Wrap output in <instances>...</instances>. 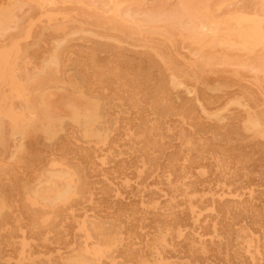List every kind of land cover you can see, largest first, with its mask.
<instances>
[{"label":"rangeland","instance_id":"1","mask_svg":"<svg viewBox=\"0 0 264 264\" xmlns=\"http://www.w3.org/2000/svg\"><path fill=\"white\" fill-rule=\"evenodd\" d=\"M262 6L0 0V264H264Z\"/></svg>","mask_w":264,"mask_h":264},{"label":"bare ground","instance_id":"2","mask_svg":"<svg viewBox=\"0 0 264 264\" xmlns=\"http://www.w3.org/2000/svg\"><path fill=\"white\" fill-rule=\"evenodd\" d=\"M261 5H262V4H261ZM249 6L252 7V4L249 5ZM243 7H244V6H243ZM262 7H264V6H262ZM255 8H259V7H255V6H254V9H255ZM260 8H261V7H260ZM251 9H252V8H251ZM254 9H252V10L254 11ZM261 9H264V8H261ZM261 9H260L259 11H261ZM255 11H256V10H255ZM255 11H254V12H255ZM257 11H258V10H257ZM257 11H256V12H257ZM117 12H119V11H117ZM238 12H239V11H238ZM261 12H263V10H262ZM261 12H260V13H261ZM243 13H244V12H243ZM258 13H259V12H258ZM120 15H121V14H120ZM209 15H210V14H209ZM213 15H214V14H213ZM257 15H259V14H257ZM262 15H263V14H262ZM129 17H130V16H129ZM191 17H193V16H191ZM194 17H195V16H194ZM201 17H202V16H201ZM176 18H177V17H176ZM187 18H188V17H187ZM198 18H200V17H198ZM204 18H206V15L204 16ZM214 18L217 19L218 17H217V18L214 17ZM147 19H149V18H147ZM189 19H191V18L189 17ZM215 19H214V20H215ZM218 19H219V18H218ZM152 20H153V19H152ZM181 20H182V19H181ZM181 20H180V21H181ZM199 20H200V19H199ZM148 21H149V20H148ZM153 21H154V20H153ZM172 21H173V20H172ZM175 21H176V20H174V22H175ZM210 21H211V20H210ZM227 21H228V20H227ZM150 22H152V21L150 20ZM169 22H170V20H169ZM182 22H183V20H182ZM195 22H196V21H195ZM201 22H202V21H201ZM223 22H224V20H223ZM228 22H229V21H228ZM148 23H149V22H148ZM148 23L146 22V24H148ZM178 23H179V22H177L176 24L178 25ZM180 23H181V22H180ZM203 23H205V22H203ZM208 23H209V22H208ZM211 23H212V22H211ZM171 24H172V23H171ZM173 24H174V23H173ZM181 24L184 25L183 23H181ZM223 24H225V23H223ZM227 24H228V23H227ZM230 24H232V23L230 22ZM194 25H195V24H194ZM194 25H193V27H194ZM199 25H200V23H199ZM207 25H208V24H207ZM213 25H214V24H213ZM219 25H220V22H219ZM175 26H176V25H175ZM179 26H180V25H179ZM184 26H186V25H184ZM229 26L232 27V25H229ZM262 26L264 27V25H262ZM198 27H199V26H198ZM198 27H195V28H198ZM200 27H201V26H200ZM219 27H220V26H219ZM223 27H224V26H223ZM230 27H229V28H230ZM116 28H117V27H116ZM116 28H115V29H116ZM180 28H181V27H180ZM190 28H191V27H190ZM190 28H189V29H190ZM201 28H202V29H201ZM201 28H200V29H201L202 31H203V29H205V28H203V27H201ZM208 28H209V27H208ZM211 28H212V27H211ZM211 28H210V29H211ZM112 29H113V28H112ZM119 29H121V28H118V29H116V30L118 31ZM122 29H123V28H122ZM183 29H184V28H183ZM189 29H187V30L190 31ZM206 29H207V28H206ZM212 29H213V28H212ZM217 29H218V28H217ZM123 30H124V29H123ZM181 30H182V29H181ZM185 30H186V29H185ZM187 30H186V31H187ZM207 30H209V29H207ZM207 30H206V31H207ZM219 30H220V29H219ZM113 31H114V30H113ZM119 31H120V30H119ZM121 31H122V30H121ZM121 31H120V32H121ZM143 31H144V30H143ZM147 31H148V30H147ZM172 31H173V30H172ZM188 31H187V32H188ZM192 31H193V29H192ZM192 31H191V32H192ZM199 31H200V30H199ZM204 31H205V30H204ZM263 31H264V30H263ZM181 32H182V31H181ZM191 32H190V33H191ZM117 33H119V32H117ZM125 33H127L126 30H125ZM178 33H180V31H179ZM184 33H185V32H184ZM192 33H193V32H192ZM196 33H197V32H196ZM128 34H129V33H128ZM170 34H171V33H170ZM182 34H183V33H182ZM125 35H126V34H125ZM178 35H179V34H178ZM128 36H129V35H128ZM181 36H182V35H181ZM263 36H264V35H263ZM116 37H117V36H116ZM124 37H125V36H124ZM188 37H189V36H188ZM188 37H187V38H188ZM235 37H236V36H235ZM237 37H238V36H237ZM122 38H123V32H122ZM168 38H169V37H168ZM263 38H264V37H263ZM169 39H170V38H169ZM189 39H191V38H189ZM231 39H232V38H231ZM237 39H238V38H237ZM118 40H119V39H118ZM124 40H126V39H124ZM235 40H236V39H235ZM234 43H235V42H234ZM222 44H223V43H222ZM228 44H229V43H228ZM238 44H239V43H238ZM225 45H226V44H225ZM263 47H264V46H263ZM235 49H237V48L235 47ZM229 50H230V49H229ZM245 51H246V50H245ZM227 53H228V52H227ZM232 54H233V53H232ZM207 55H208V54H207ZM228 55H229V54H228ZM234 55H235V54H234ZM251 55H252V54H251ZM205 56H206V53H205ZM222 56H223V55H222ZM213 57H214V56H213ZM232 57H234V56H232ZM232 57H229V59L232 58ZM251 57H252V56H251ZM226 58H228V57L226 56ZM237 58H238V57H237ZM253 58H254V57H253ZM204 59H205V58H204ZM218 59H219V58H218ZM229 59H228V60H229ZM260 59H261V58H260ZM263 59H264V58H263ZM251 60H253V59H251ZM256 60H257V58H256ZM221 61H222V60H221ZM232 61H233V60H232ZM253 61H254V60H253ZM260 61H261V60H260ZM206 62H207V61H206ZM227 62H228V61H227ZM229 62H231V61H229ZM236 62H237V61H236ZM204 64H205V63H204ZM207 64H209V62H208ZM207 64H206V65H207ZM258 64H260V63H258ZM263 64H264V63H263ZM263 64H262V66H263ZM259 66H261V65H259ZM259 66H258V67H259ZM262 66H261V67H262ZM115 67H116V66H115ZM263 68H264V67H263ZM260 70H261V68H260ZM262 71H263V70H262ZM19 72H20V71H19ZM117 72H118V71H117ZM122 75H123V74H122ZM92 103H93V102H92ZM101 104H102V103H101ZM160 104H162V103H160ZM160 106H163V105H160ZM164 106H165V104H164ZM92 107H95V108H96V106H93V105H92ZM92 107H91V108H92ZM101 107H102V106H101ZM165 107H166V106H165ZM162 108H163V107H162ZM92 109H94V108H92ZM92 109H91V110H92ZM97 109H98V108H97ZM97 109H96V110L94 109V110L97 111ZM88 110H89V109H88ZM99 113H100V112H99ZM93 114H94V113H92V116H93ZM96 114L98 115L97 112H96ZM84 116H85V117H88V116H86V115H84ZM90 116H91V114H89V118H90ZM95 116H96V115H94L93 117L95 118ZM93 117H92V119H93ZM97 117H98V116H97ZM83 118H84V117H83ZM89 118H87V119H89ZM85 119H86V118H85ZM90 119H91V118H90ZM83 120H84V119H83ZM94 120H95V119H94ZM84 122H85V120H84ZM86 122H87V121H86ZM86 124H87V123H86ZM97 136L99 137V135H97ZM44 181H45V180H44ZM46 183H47V182H46ZM52 190H53V189H52ZM54 190H55V189H54ZM54 192H55V191H54ZM65 192H66V191H65ZM58 193H60V191H59ZM64 194H65V193H64V191H63V195H64ZM57 195H58V194H57ZM59 195L62 197V193H60ZM58 198H60V197H58ZM238 203H239V202H238ZM238 205H239V204H238ZM237 213L239 214V212H237Z\"/></svg>","mask_w":264,"mask_h":264}]
</instances>
